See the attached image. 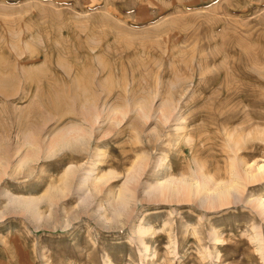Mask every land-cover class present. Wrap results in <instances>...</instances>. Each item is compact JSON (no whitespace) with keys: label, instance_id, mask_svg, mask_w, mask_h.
<instances>
[{"label":"rangeland","instance_id":"1","mask_svg":"<svg viewBox=\"0 0 264 264\" xmlns=\"http://www.w3.org/2000/svg\"><path fill=\"white\" fill-rule=\"evenodd\" d=\"M263 165L264 0H0V264H264Z\"/></svg>","mask_w":264,"mask_h":264},{"label":"bare ground","instance_id":"2","mask_svg":"<svg viewBox=\"0 0 264 264\" xmlns=\"http://www.w3.org/2000/svg\"><path fill=\"white\" fill-rule=\"evenodd\" d=\"M264 169V165L263 166H260L259 167V169ZM262 171V170H261ZM264 171V170H263ZM250 175V174H249ZM250 177L251 178H254V177H256V175L254 174H252V175H250ZM192 184V183H191ZM185 186H187V190H188V192L189 193H191L192 192V187H191V185H185ZM233 186V185H232ZM228 187V188H226L224 191L222 190V191H220L218 194H217V197L218 196H220L221 198H223V197H225V196H227V195H229V193H230V191L232 190V189H234V187ZM235 186V185H234ZM232 188V189H231ZM157 189H159V193L160 194H162L163 193V191H168V192H170V193H175V190H177L178 188L176 187V185H174L173 184V182H166V183H164V184H160L159 185V188H157ZM195 189V188H194ZM229 189H231V190H229ZM197 191V190H196ZM218 192V191H217ZM260 207H262V206H264V202H261L260 203V205H259Z\"/></svg>","mask_w":264,"mask_h":264}]
</instances>
